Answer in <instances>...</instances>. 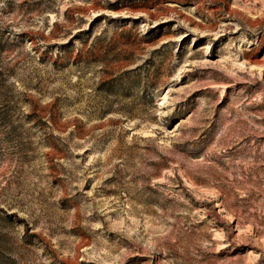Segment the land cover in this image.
<instances>
[{
	"label": "rangeland",
	"instance_id": "obj_1",
	"mask_svg": "<svg viewBox=\"0 0 264 264\" xmlns=\"http://www.w3.org/2000/svg\"><path fill=\"white\" fill-rule=\"evenodd\" d=\"M0 264H264V0H0Z\"/></svg>",
	"mask_w": 264,
	"mask_h": 264
},
{
	"label": "bare ground",
	"instance_id": "obj_2",
	"mask_svg": "<svg viewBox=\"0 0 264 264\" xmlns=\"http://www.w3.org/2000/svg\"><path fill=\"white\" fill-rule=\"evenodd\" d=\"M165 97H166V96H165ZM165 97H164V99H165ZM169 110H170V109H169ZM169 110H168V111H169Z\"/></svg>",
	"mask_w": 264,
	"mask_h": 264
}]
</instances>
